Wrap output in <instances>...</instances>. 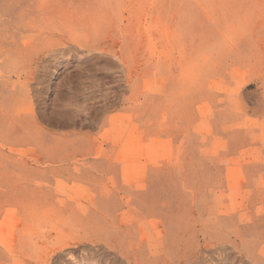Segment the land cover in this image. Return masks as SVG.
Returning a JSON list of instances; mask_svg holds the SVG:
<instances>
[{
  "label": "rangeland",
  "instance_id": "rangeland-1",
  "mask_svg": "<svg viewBox=\"0 0 264 264\" xmlns=\"http://www.w3.org/2000/svg\"><path fill=\"white\" fill-rule=\"evenodd\" d=\"M249 255L264 0H0V264Z\"/></svg>",
  "mask_w": 264,
  "mask_h": 264
},
{
  "label": "bare ground",
  "instance_id": "bare-ground-1",
  "mask_svg": "<svg viewBox=\"0 0 264 264\" xmlns=\"http://www.w3.org/2000/svg\"><path fill=\"white\" fill-rule=\"evenodd\" d=\"M12 22H10L11 24H13V23H15V24H17V29L20 31V32H22V31H25L24 29H26V26H27V28H29V26H31V24H28V23H25V22H23L22 23V21H19V19L18 18H16V19H10ZM14 24V25H15ZM16 29V30H17ZM40 29V28H39ZM18 31V32H19ZM17 32V33H18ZM59 39H63L62 37H58V38H56V40H59ZM72 45V44H71ZM218 219V218H217ZM144 220V219H143ZM140 222H141V220H140ZM213 223H217L216 221H213ZM140 225V224H139ZM95 237V236H94ZM86 238V237H85ZM161 241V240H160ZM229 244H231L232 245V247L233 248H235L236 249V251L238 252V253H240L238 250L240 249L239 248V245L233 240V241H229ZM243 244H244V241H243ZM158 247V246H157ZM161 248V247H160ZM199 248V247H198ZM212 248H214L213 247V245H211V248L209 247V246H207V247H205L204 249H206V250H210V249H212ZM118 249V248H117ZM196 250V249H195ZM160 251V250H159ZM162 251H163V249H162ZM159 254H161L160 252H159ZM163 255V254H162ZM163 256H165V255H163ZM189 256V255H188ZM124 257V256H123ZM85 258V257H84ZM162 258V257H161ZM85 259H87L90 263H92V264H94V263H96V262H100L101 261V259H98V258H95V256H90L89 258H85ZM246 259L249 261V263L250 264H258V260H257V256H246ZM187 261V260H186ZM105 262V261H104ZM161 262V261H160ZM162 262L164 263V264H170L169 263V260L168 261H166V260H162ZM161 262V263H162ZM134 263V262H133ZM186 263V262H185ZM190 263V262H189ZM109 264V263H108ZM114 264V263H113ZM126 264H131V260H130V258H127L126 259Z\"/></svg>",
  "mask_w": 264,
  "mask_h": 264
}]
</instances>
